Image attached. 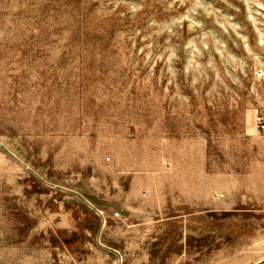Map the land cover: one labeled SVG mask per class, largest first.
Returning <instances> with one entry per match:
<instances>
[{"label": "rangeland", "instance_id": "1", "mask_svg": "<svg viewBox=\"0 0 264 264\" xmlns=\"http://www.w3.org/2000/svg\"><path fill=\"white\" fill-rule=\"evenodd\" d=\"M261 118L264 0H0V264H264Z\"/></svg>", "mask_w": 264, "mask_h": 264}, {"label": "built area", "instance_id": "2", "mask_svg": "<svg viewBox=\"0 0 264 264\" xmlns=\"http://www.w3.org/2000/svg\"><path fill=\"white\" fill-rule=\"evenodd\" d=\"M259 122L261 124V127L264 128V120L261 118L259 119ZM116 216H119V213H116Z\"/></svg>", "mask_w": 264, "mask_h": 264}]
</instances>
